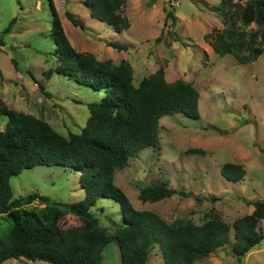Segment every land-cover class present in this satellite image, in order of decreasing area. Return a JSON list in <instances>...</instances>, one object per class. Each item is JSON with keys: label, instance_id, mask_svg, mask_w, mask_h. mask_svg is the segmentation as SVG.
Listing matches in <instances>:
<instances>
[{"label": "rangeland", "instance_id": "rangeland-1", "mask_svg": "<svg viewBox=\"0 0 264 264\" xmlns=\"http://www.w3.org/2000/svg\"><path fill=\"white\" fill-rule=\"evenodd\" d=\"M51 1L76 51L114 64L129 62L135 86L162 67L167 81L184 79L197 89L199 118L180 113L162 116L157 143L117 169L114 184L134 208L153 211L169 223L190 220L201 224L217 214L230 225L232 238L233 222L253 210L249 201L264 200V52L240 63L231 54L213 52L203 35L225 26V10H233V2L247 10L264 0H231L224 6L223 0H125L122 13L130 26L120 33L91 17L85 0ZM51 12L49 0H0V98L67 136L80 132L89 116L87 104L98 101L104 93L55 72L59 61L53 54L56 45L51 36ZM67 12L84 28L73 25ZM12 18L15 22L6 33ZM235 24L246 32L261 29L254 20L242 19L240 13L235 15ZM108 41L123 44L125 49L108 46ZM12 57L21 70L13 67ZM25 70L31 71L50 96L40 92ZM5 124L6 117H1L0 130ZM225 162L242 164L246 171L243 179L226 180L220 174ZM78 177L66 168L35 166L13 176L10 184L14 198L37 192L62 202H76L85 195ZM162 180L177 193L157 201L141 200V187L159 185ZM27 207L40 209L43 205L34 201ZM91 210L94 217L89 223L67 212L59 227H101L111 238L122 219L119 204L99 198ZM8 228L9 222L0 218V236ZM259 229L263 239L245 255L243 264H264V218ZM101 256V264H121L115 240L106 243ZM1 264L51 263L10 258ZM146 264H165L157 245L150 249ZM194 264H236V259L225 245Z\"/></svg>", "mask_w": 264, "mask_h": 264}, {"label": "trees", "instance_id": "trees-1", "mask_svg": "<svg viewBox=\"0 0 264 264\" xmlns=\"http://www.w3.org/2000/svg\"><path fill=\"white\" fill-rule=\"evenodd\" d=\"M226 2L231 0H223L222 6ZM85 3L90 16L106 23L114 32L120 33L130 26L122 13L125 0H85ZM232 4L233 10H225V26L213 28L203 38L213 52L221 56L231 54L238 62L247 63L264 52V3L252 4L247 10L239 2ZM49 6L51 36L56 45L53 54L59 61L55 72L104 95L87 104L89 116L80 132L67 136L55 131L48 122L9 107L0 98V118L6 117L0 130V218L9 222L7 232L0 236V264L10 258L51 264H101L102 249L110 240L118 245L121 264H146L155 245L165 264H194L225 245L230 246L236 264H243L245 255L263 239L259 223L264 218V200L249 201L253 210L233 222L231 238L230 225L217 214L201 224L190 220L169 223L153 211L134 208L114 184L117 169L157 143L158 121L162 116L180 113L191 119L199 118L197 89L184 79L167 81L162 67L135 86L129 62L114 64L111 60H99L92 53L76 51L51 0ZM239 13L245 21L254 20L261 29L246 32L237 28L235 15ZM167 15L174 20L171 11ZM66 16L73 25L84 28L73 14L67 12ZM14 22L12 18L6 33ZM106 44L117 50L125 49V45L116 41ZM11 63L21 70L13 57ZM23 73L37 83L40 92L50 96L30 70ZM35 166H58L78 173L84 198L62 202L37 192L14 198L10 179ZM245 173L239 163L225 162L220 167V174L228 181L238 182ZM167 184V180H162L159 185L141 187V200L157 201L177 193ZM99 198L113 199L121 209L120 227L111 238L101 227H59L67 212L89 223L94 217L91 208ZM34 201L43 207H27Z\"/></svg>", "mask_w": 264, "mask_h": 264}]
</instances>
